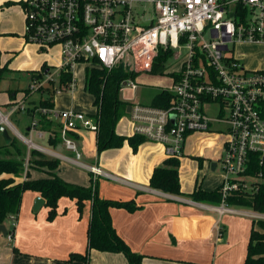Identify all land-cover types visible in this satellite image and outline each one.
Here are the masks:
<instances>
[{
    "label": "built area",
    "instance_id": "obj_1",
    "mask_svg": "<svg viewBox=\"0 0 264 264\" xmlns=\"http://www.w3.org/2000/svg\"><path fill=\"white\" fill-rule=\"evenodd\" d=\"M141 1L22 0L24 41L35 46L38 53L48 55L52 49H58L55 64H59L56 70L40 72L39 78H33L28 91L40 93L51 88L54 95L73 92V68L77 64H97L108 72L121 66L137 76L156 74L154 66L160 54L171 56L159 71L176 50H186L177 69L173 67L167 73L172 83L162 91L172 99L166 107L132 103L138 89L137 77L120 83L119 93L126 95L122 101L129 104L126 118L132 136L159 145L167 159L183 156L189 136H223L218 160L221 202L213 209L240 213L230 209L227 198L237 192L254 194L264 183L262 172L245 173L252 154L258 157L260 165L264 164V71L246 69L234 58L232 49L236 44H264V0H144V4L153 6L151 18ZM60 72L71 74V81L56 88L54 77L57 75L59 81ZM212 105H217L213 118L206 114ZM36 107L22 101L10 104L5 115L0 113V127H10V116L34 109L33 117L39 113L53 124L58 123L60 139L66 149L75 153L74 165L85 168L93 181L100 177L116 180L98 166L83 164L75 141L68 135L81 129L96 134L99 123L95 117L73 109ZM211 125L218 126L220 132H214ZM10 128L28 148L23 178L30 169V150L67 160ZM29 133L40 140L46 136L35 118L30 122ZM212 146L208 141L207 148ZM249 217L264 219L257 212ZM10 219L11 231H7L6 238L12 242L16 219Z\"/></svg>",
    "mask_w": 264,
    "mask_h": 264
},
{
    "label": "crops",
    "instance_id": "obj_2",
    "mask_svg": "<svg viewBox=\"0 0 264 264\" xmlns=\"http://www.w3.org/2000/svg\"><path fill=\"white\" fill-rule=\"evenodd\" d=\"M21 5L22 0H0V68H3L4 64H11V61L15 63L27 54L22 41ZM45 65L46 71L56 70L59 66H48L46 62ZM4 67L5 72L8 67ZM34 70L31 74L40 71L39 68ZM9 93L14 92L8 91V95L0 92V106L6 109L10 104L21 101L27 106L35 107L40 100L32 99L33 93H29V96L24 94L20 100L15 95L12 100ZM53 107L55 108V102ZM23 115L28 116L30 120L37 117H31L27 113ZM15 120L20 122L19 118ZM29 126L26 128L27 132ZM45 135L43 140L51 148L48 151L67 159L59 160L60 164L54 171L57 176L67 183L84 187L96 183L100 198L131 201L139 208L132 213L125 209L111 208L110 216L117 234L131 251L143 256L141 264H243L251 229L259 230L257 221L264 219L250 218L249 215L255 213L250 209L231 207L230 209L240 213H229L222 209L214 210L213 207L218 208V205L192 201L187 196L197 186L191 181L183 182L180 167L179 181L183 195L175 196L151 189L149 179L154 168L161 166L167 159L159 145L144 142L135 153L131 151L130 146H124L125 148L97 154L96 134L87 129L78 130L73 134L76 136L73 140L81 154V162L87 166H98L116 178L113 180L100 177L93 181L85 168L72 163L75 153L66 149L60 137L58 145L52 147L48 140H52L54 135L50 132H45ZM190 137L192 136H189L186 142ZM184 149L182 157L185 156ZM211 167L212 171L217 170V164L213 163ZM28 172L32 180L47 177L45 168L29 169ZM219 176L221 178V173ZM24 179L21 177L15 180ZM37 198L41 197L31 191L22 195L20 209L15 217L13 240L9 242L6 238V243L0 240V264H83L81 261L68 259L70 254L82 255L87 250L91 202L85 203L80 215L75 200L61 198L58 201L56 217L48 221L49 208L45 205L37 212L33 211V201ZM7 220L11 222L10 217ZM6 221L3 225L7 231H11V226L8 230ZM1 237L3 236L0 235V239ZM88 264H127V261L122 254L90 250Z\"/></svg>",
    "mask_w": 264,
    "mask_h": 264
},
{
    "label": "trees",
    "instance_id": "obj_3",
    "mask_svg": "<svg viewBox=\"0 0 264 264\" xmlns=\"http://www.w3.org/2000/svg\"><path fill=\"white\" fill-rule=\"evenodd\" d=\"M169 56H171V53L168 56L162 54L158 56L157 63L154 66L155 72L159 71L161 65ZM46 69L47 66L43 64L39 72L31 74V79L39 78V73L45 72ZM4 70L5 67L0 68V80ZM136 77L137 75L133 73L125 72L121 66L114 68L110 72L99 68L97 64L85 69L84 91L91 94L94 98L92 106L96 109V112L93 117L99 123L96 133L97 154L109 149H120L125 141L135 153L138 147L145 142L140 136L126 138L116 133V124L121 118L128 115L126 111L129 105L119 98L120 83L125 79H134ZM70 81L71 74L60 72L59 84H66ZM25 93L26 95L29 94L28 89ZM46 94L47 96H45ZM15 95L16 92L9 93V98L14 100ZM40 95L41 98L37 107L52 108L53 89L40 90ZM171 99V95L161 91L154 97L151 105L163 108L169 104ZM33 110L30 109L27 112L31 117H33ZM36 119L40 129L54 135L52 140H48L49 145L52 147L57 146L60 141L58 126L39 113ZM68 135L72 139L76 138L73 134ZM23 151L13 139L8 145L4 142L0 145V225L10 216L16 217L18 215L22 195L28 191L37 193L45 201V206L49 208L48 221H52L56 217L58 201L61 198L75 200L76 208L80 215L83 212L85 203L90 201L91 212L87 228V250L82 255L70 254L68 261L78 260L83 262V264H88V252L95 250L101 253L122 254L126 258L127 264L142 263L143 256L131 251L130 247L117 234L110 216L111 208L125 209L130 213L138 210L139 208L135 207L133 202H120L100 198L97 193L96 183H91L89 187H84L65 182L54 173L60 161L46 158L35 150L29 151V167L30 169L46 168L47 177L32 180L27 171L24 180L16 181L15 179L21 178L24 173L23 165L27 152L26 149L25 152ZM23 155L24 159L22 158ZM15 156L20 158H15ZM250 157L252 161L248 164L245 171L246 175H255L258 172H262L264 180V164H259L258 157L255 154L250 155ZM179 167V159L169 158L164 160L161 166L154 168L149 179V187L170 195H183L180 190ZM187 197L194 202L217 206L221 202L220 187L213 191H204L200 187H196ZM227 205L250 209L264 214V183L259 186L258 191L254 194L233 193L227 198ZM257 225L259 230L251 229L243 264H264V222L257 221Z\"/></svg>",
    "mask_w": 264,
    "mask_h": 264
},
{
    "label": "rangeland",
    "instance_id": "obj_4",
    "mask_svg": "<svg viewBox=\"0 0 264 264\" xmlns=\"http://www.w3.org/2000/svg\"><path fill=\"white\" fill-rule=\"evenodd\" d=\"M143 1L144 0L141 1V4L145 8L148 18L154 17L153 6L151 4H144ZM142 6H140V9ZM22 24V33L24 36V17L22 18ZM22 41L24 50L27 51V54L23 55L21 59H14L16 60L15 63L11 61V64H4L3 67L6 65L8 70L3 73L2 79L0 80V92L5 95H8V91L16 92L17 99L19 100L21 99V96L24 94L26 95L25 90H27L28 86L32 83L31 72L35 71L34 69L37 68L40 70L45 62L48 66H53L56 65L55 63L58 61V49H52L47 55L44 53H38L36 47L27 44L24 39H22ZM230 47L232 48L231 45ZM232 50L234 58L239 60L246 69L264 71V44H236ZM178 54H181L178 57L179 60L176 59L177 57L175 58ZM185 54L186 50L184 49L176 50L175 56L172 59H169L167 64L156 74H139L135 80L138 89L134 93L132 103L151 105L154 97L160 93L163 88L168 87L172 83V78L167 73L173 70V67L177 69L180 60L184 58ZM89 67V64H77L73 68V82L75 89L73 92L65 91L60 95H54L53 102H55V109L60 110L61 108H72L73 110L88 116L95 114L96 111L92 106L94 98L91 94L84 91L85 69ZM54 79V85L57 88L59 86L57 75H55ZM29 95L30 94H27L26 96ZM45 96H47V94ZM125 97V94L121 92L119 93V98L121 100H124ZM31 98L38 100L41 98V95L38 92H34ZM215 110H217V105H212L211 109L206 111L207 116L211 118L215 117ZM7 112L8 110L6 107L0 106V113L2 115H5ZM23 114V112H18L10 116L7 119L10 127L12 126L25 139H31L33 144L51 150L44 140L37 139L34 134H30L26 131L31 120L28 116ZM16 118L20 119L19 123L15 120ZM3 127L7 129L10 138L16 141V145L24 150L23 152H25V149L26 151L28 150V148L15 137L9 126L3 124ZM211 129L216 133L220 132L218 126L211 125ZM116 133L122 137H132V129L126 117L121 118L116 124ZM208 141L213 145L212 148H207ZM223 142L224 137L221 135L218 137L201 136L198 134L192 135L185 144V156L180 158V177L183 182L187 183L191 181L193 185L200 187L204 191H213L217 189L221 184V178L219 176L220 165L218 160L220 159ZM0 143H3L1 135ZM124 146L129 147L126 141L124 142L123 147ZM10 149L13 150L12 147H10ZM42 154L46 158H52V156L45 155L44 153ZM15 158L19 159L20 157L15 156ZM22 158L24 159V155ZM213 163L217 164V170L215 171H212L211 164ZM34 202L35 200L33 201V205ZM7 221L8 223L6 224L9 230L11 222L9 220ZM0 240L6 243V237H1Z\"/></svg>",
    "mask_w": 264,
    "mask_h": 264
},
{
    "label": "water",
    "instance_id": "obj_5",
    "mask_svg": "<svg viewBox=\"0 0 264 264\" xmlns=\"http://www.w3.org/2000/svg\"><path fill=\"white\" fill-rule=\"evenodd\" d=\"M127 113L129 112V107L127 108ZM1 137L6 145H8L11 141L10 136L8 135L7 129L5 127H0ZM45 205V201L42 198H37L34 204L33 211L37 212L42 206ZM0 235L3 237L7 236V230L3 224L0 225Z\"/></svg>",
    "mask_w": 264,
    "mask_h": 264
},
{
    "label": "bare ground",
    "instance_id": "obj_6",
    "mask_svg": "<svg viewBox=\"0 0 264 264\" xmlns=\"http://www.w3.org/2000/svg\"><path fill=\"white\" fill-rule=\"evenodd\" d=\"M2 120H4V121H5V117H2Z\"/></svg>",
    "mask_w": 264,
    "mask_h": 264
}]
</instances>
